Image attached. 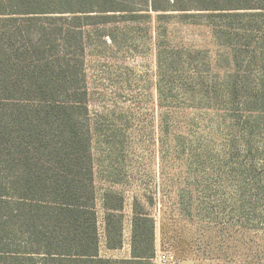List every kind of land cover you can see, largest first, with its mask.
<instances>
[{
	"label": "rangeland",
	"instance_id": "rangeland-1",
	"mask_svg": "<svg viewBox=\"0 0 264 264\" xmlns=\"http://www.w3.org/2000/svg\"><path fill=\"white\" fill-rule=\"evenodd\" d=\"M85 16L20 23L32 31L34 25L56 29L57 47L39 59L62 67L88 107L83 118L92 134L100 254L129 251L137 205L154 218L157 254L168 251L172 264H264V207L254 211L244 179L264 157L249 159L232 108L195 86L182 90L195 71L211 84L231 71L230 48L205 18L179 12L135 20ZM160 50H185L193 64L175 71L163 60L160 67ZM242 115L253 121L260 114ZM263 131L248 140L255 149L264 147ZM107 193L125 198V248L118 252L106 247Z\"/></svg>",
	"mask_w": 264,
	"mask_h": 264
},
{
	"label": "trees",
	"instance_id": "trees-1",
	"mask_svg": "<svg viewBox=\"0 0 264 264\" xmlns=\"http://www.w3.org/2000/svg\"><path fill=\"white\" fill-rule=\"evenodd\" d=\"M153 12L205 18L230 48L231 71L212 84L195 71L182 90L195 86L232 108L249 159L258 152L264 157V147L248 141L264 130V0H0V264H155L156 222L137 205L131 257L100 254L92 134L83 118L88 107L62 67L39 59L57 47L56 29L34 25L32 31L20 23L65 14L135 20ZM159 60L175 71L193 64L185 50H160ZM251 111L259 117L244 120L242 113ZM258 166L264 169V162L244 175L254 211L264 207V170ZM124 202L119 194L104 196L110 251L124 248Z\"/></svg>",
	"mask_w": 264,
	"mask_h": 264
},
{
	"label": "built area",
	"instance_id": "built-area-1",
	"mask_svg": "<svg viewBox=\"0 0 264 264\" xmlns=\"http://www.w3.org/2000/svg\"><path fill=\"white\" fill-rule=\"evenodd\" d=\"M173 256L168 251L157 254L155 264H172Z\"/></svg>",
	"mask_w": 264,
	"mask_h": 264
},
{
	"label": "crops",
	"instance_id": "crops-1",
	"mask_svg": "<svg viewBox=\"0 0 264 264\" xmlns=\"http://www.w3.org/2000/svg\"><path fill=\"white\" fill-rule=\"evenodd\" d=\"M131 245V244H130ZM124 248H125V244H124ZM123 248V249H124ZM123 249H121V250H123ZM121 250H111L112 252H118V251H121ZM158 250V249H157ZM158 252V251H157ZM131 257V246H130V249H129V251H127V253L126 254H124L123 256H121V257H115V259H128V258H130Z\"/></svg>",
	"mask_w": 264,
	"mask_h": 264
}]
</instances>
